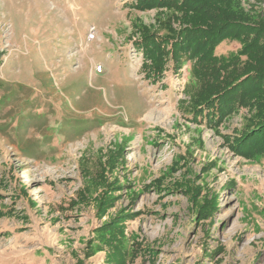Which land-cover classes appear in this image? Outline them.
Masks as SVG:
<instances>
[{
    "label": "rangeland",
    "instance_id": "obj_1",
    "mask_svg": "<svg viewBox=\"0 0 264 264\" xmlns=\"http://www.w3.org/2000/svg\"><path fill=\"white\" fill-rule=\"evenodd\" d=\"M136 1L0 0V264H264L256 113L194 120L189 63L147 77L144 27L185 25ZM211 2L264 31V0Z\"/></svg>",
    "mask_w": 264,
    "mask_h": 264
},
{
    "label": "trees",
    "instance_id": "obj_2",
    "mask_svg": "<svg viewBox=\"0 0 264 264\" xmlns=\"http://www.w3.org/2000/svg\"><path fill=\"white\" fill-rule=\"evenodd\" d=\"M220 4V2H218ZM208 0H137L140 10L165 7L178 11L185 28L169 27L161 38L144 27L137 47L144 55L147 77L158 81L172 58L177 66L190 64L192 83L187 87L194 120L199 116L219 125L230 113L250 110L256 116L234 144L244 156L264 157V31L236 20L227 26L219 4ZM250 37V38H249ZM225 40L239 42L240 49L218 54ZM260 59V60H259ZM202 121V120H201Z\"/></svg>",
    "mask_w": 264,
    "mask_h": 264
},
{
    "label": "built area",
    "instance_id": "obj_3",
    "mask_svg": "<svg viewBox=\"0 0 264 264\" xmlns=\"http://www.w3.org/2000/svg\"><path fill=\"white\" fill-rule=\"evenodd\" d=\"M91 38H94V35H91ZM100 70V69H99Z\"/></svg>",
    "mask_w": 264,
    "mask_h": 264
}]
</instances>
